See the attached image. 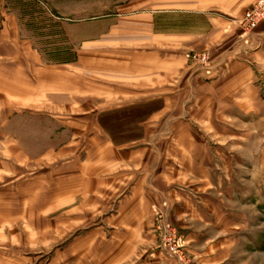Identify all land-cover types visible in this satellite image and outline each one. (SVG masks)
<instances>
[{"label":"rangeland","instance_id":"rangeland-1","mask_svg":"<svg viewBox=\"0 0 264 264\" xmlns=\"http://www.w3.org/2000/svg\"><path fill=\"white\" fill-rule=\"evenodd\" d=\"M256 2L0 0V264H120L140 250L200 264L210 247L220 264H264V20L241 24ZM217 31L212 47L196 37ZM191 51L218 75L247 64L233 69L249 77L240 97L207 99ZM191 129L205 131L181 136Z\"/></svg>","mask_w":264,"mask_h":264},{"label":"crops","instance_id":"crops-1","mask_svg":"<svg viewBox=\"0 0 264 264\" xmlns=\"http://www.w3.org/2000/svg\"><path fill=\"white\" fill-rule=\"evenodd\" d=\"M251 1L252 0H217V7L221 8V9H224V10L226 8H229V9H240V8H242L244 6V4H246V2L250 3ZM212 21L214 23L213 26H215V25L219 26V24L222 25V19L218 18V19H213ZM220 33L221 32H218V31L217 32H210V33H203L202 35H198L196 37L202 36L201 38L203 40H206L207 43H209L208 47H212L215 44L214 41H217L218 44L221 43V42L218 41L220 39L219 38ZM191 36H192V40H189L190 39L189 38L190 35L187 36L188 37L187 38L188 39L187 40V44H189V45H190L189 41H193V42L195 41L194 35H191ZM248 41L249 40H246L245 42L248 43ZM221 63H223V61ZM235 63H236L235 65H231V67L229 68V71H228L229 74H227V75L223 74V71H224L223 68H220V70H218V72H220V75H218L217 72L213 73V71H212L213 66H212L211 60H210V65H208L206 68L204 67L205 70L208 72V74H210L209 75L210 76L209 79H211V80L201 84L202 85L201 87L210 89L211 93H213L215 95V96L207 97V99H211V101H213V97H215V99H217V100H215L213 102L222 103V102H224V101L221 100L222 98L224 99L225 97H227V98H232V99L235 100L236 97H240V95H236V94H238L237 90L240 88L243 80L246 81L249 77H248L247 73L243 77L240 76L237 73H234L233 69H234V67L237 69L238 65H245L247 67V64H244L241 61H237ZM72 69H73V71L70 72V73H73V75L75 77V80H77V64L76 63L72 66ZM173 72H175V71H173ZM157 73L158 72H155V74H157ZM159 73L161 74V72H159ZM74 91H75V94H76L77 93V84L74 87ZM243 99H247L248 100V97H245ZM204 131L205 130H203V132ZM203 132H202V130H195L194 131V130L191 129V130H186L185 132H182L183 134L181 133V136H184V135H186V136L198 135L199 136V134L202 135ZM186 148L188 149V146ZM132 152L131 151L122 152V161H126L127 163L132 162V160H133V158L135 156L134 153H136V152H133V154L131 155L130 153H132ZM137 164L139 166L138 168H142L143 167L142 165H140V161H138ZM164 179L165 180L159 179V181H161L160 184L162 182H167V184H165V185H170L171 184V183H169L170 182V178L169 177H166ZM202 180H204V179H202ZM153 181L157 184V188L158 187L161 188V185L156 180H153ZM146 183H149V180L147 181V178H144L142 183H141L142 188H145L143 185H146ZM166 194H167L168 199L170 201H173V202H175L176 199H182L180 197L179 193L176 194L172 190H168ZM155 199L158 200L160 198L159 197L154 198V200H153L154 203H157L156 202L157 200H155ZM139 200H140V198H139ZM187 203L191 204L188 201H186V205H187ZM151 206H152V201L149 200V199L148 200L145 199V205H143L142 208H144L145 210H150L151 211ZM133 229H134V231L142 232V233H148L149 232V228H141V226H138L137 228H133ZM191 236H192V234H191ZM192 237H193V239L197 238L195 233L193 234ZM202 242H205V241H202ZM195 243L196 242L193 241L191 243V246L192 245L194 246ZM154 244L155 243H154L153 239H151L150 241L145 242L144 246H143V248H144V250H143L144 253L143 254H145L147 252L150 253L151 251L153 252L154 251V248H153ZM203 245H207V244H203ZM203 245H202V247H204ZM157 247L155 246V248H157ZM202 247H201V249H203ZM140 248H139V250H140ZM141 252L142 251L140 250L139 251V255L137 256V258L132 257L131 255L125 256V254H124L120 258V264H178L177 259L168 258L166 256H163L162 253H159L158 251H155V253H153L152 257L141 256ZM195 252H198L196 254L200 258V260H199L200 264H220V262L218 260V257L211 255L213 253V249L211 247L207 248L206 252L203 251V250L202 251L201 250L200 251L197 250Z\"/></svg>","mask_w":264,"mask_h":264},{"label":"built area","instance_id":"built-area-1","mask_svg":"<svg viewBox=\"0 0 264 264\" xmlns=\"http://www.w3.org/2000/svg\"><path fill=\"white\" fill-rule=\"evenodd\" d=\"M262 20H264V0H257V2L246 12L241 20V24L246 32L254 29ZM186 58L192 63H200L205 68L210 65V55L205 51L188 52Z\"/></svg>","mask_w":264,"mask_h":264}]
</instances>
